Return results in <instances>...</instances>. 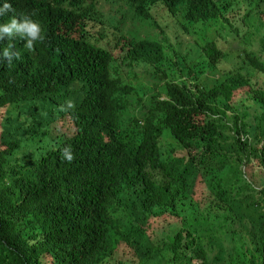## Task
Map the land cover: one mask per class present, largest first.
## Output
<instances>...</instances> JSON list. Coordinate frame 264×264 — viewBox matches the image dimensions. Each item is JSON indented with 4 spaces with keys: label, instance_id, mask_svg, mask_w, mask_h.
Listing matches in <instances>:
<instances>
[{
    "label": "trees",
    "instance_id": "obj_1",
    "mask_svg": "<svg viewBox=\"0 0 264 264\" xmlns=\"http://www.w3.org/2000/svg\"><path fill=\"white\" fill-rule=\"evenodd\" d=\"M99 1L0 0V24L45 37L0 40V264H264V183L244 170L264 173V0H114L183 30L185 54L110 32ZM242 12L262 23L239 31Z\"/></svg>",
    "mask_w": 264,
    "mask_h": 264
},
{
    "label": "rangeland",
    "instance_id": "obj_2",
    "mask_svg": "<svg viewBox=\"0 0 264 264\" xmlns=\"http://www.w3.org/2000/svg\"><path fill=\"white\" fill-rule=\"evenodd\" d=\"M122 6H123L122 2L114 1V0L113 1H99L97 3L96 11L98 13H101L108 18L109 17L114 18L111 21L106 22V24L109 27L110 32H113V33L117 32L114 26H118L122 30V32L126 35H129L130 33V36H136V35L140 36V34H142V32L146 30L145 32H149L151 34H158L159 38L161 39H163L166 36H169L167 37L169 40V46L172 47L173 50H176L178 52L180 50L183 54L188 53L192 49H195L196 47L195 41L190 36H188L183 30L179 28L173 29L171 26H169V27H166L165 34L162 36V33H159V28L155 25L152 27L145 26L144 24L146 23L144 22L140 23L136 19L135 21H131L133 19V16H132V12L130 8L124 7L123 16L119 14L117 11ZM153 15L156 19H159L165 24L166 19H160L162 14L159 13V9L155 8ZM235 17H236V21L234 22V25L237 26L239 31L241 30L242 27H245L244 22L250 25H259L262 23V21L260 20V16L258 14H253L251 16H245L242 12L241 14L236 13ZM261 18L264 21V15H262ZM144 27H146L145 30H144ZM204 29H207V31L209 32V37L211 38L212 42H215L216 37L222 34L221 27L218 26L217 23L215 22L205 23V27H202L201 30H204ZM200 34H201V31L199 32V36ZM200 39H201V36H200ZM241 40L242 39H240V42ZM221 42L224 44L227 41H221ZM220 48L223 49L222 47ZM193 56H195V54ZM230 57L234 58V55L231 54ZM245 59H247L248 61V58H245ZM253 70H255L253 67H239L235 70V72L239 71V72H243L246 74L247 71H253ZM219 76H222V74H220ZM215 77L216 76L213 75L211 79H214ZM259 79L260 77L257 79V81ZM141 80L145 81L143 77L141 78ZM247 97L248 95L246 94V92L241 93L234 99L235 101L234 104L237 106L241 104L242 105L245 104ZM1 111H3V108L0 109V121H3L1 117ZM59 133L62 134L61 132H58L57 129L54 130L55 136ZM244 170L248 172L249 179H251L256 184L261 185L260 187H262V184L264 183V173L261 171L260 167H258L257 165H254L250 168H246V169L244 168ZM203 195L204 193L201 194V196ZM173 223H175V220L173 219L160 220L155 223L153 229H159L160 231L164 233H169L170 228L173 225Z\"/></svg>",
    "mask_w": 264,
    "mask_h": 264
},
{
    "label": "clouds",
    "instance_id": "obj_3",
    "mask_svg": "<svg viewBox=\"0 0 264 264\" xmlns=\"http://www.w3.org/2000/svg\"><path fill=\"white\" fill-rule=\"evenodd\" d=\"M7 12H15L12 5L8 2L3 4V7L0 8V15H3ZM43 27L42 25L32 19L29 15H21L17 17L13 15L8 23L0 24V40H3L5 36L9 38V40L14 39L16 37L25 38L27 40L26 47L29 50L33 49L34 42H43L45 37L43 35ZM9 48H12L13 45L9 44ZM5 57H9V63L11 62V58L9 56V52L6 49L4 53ZM19 53H16V58L19 59ZM62 156L67 159L69 162L73 160V155L70 154L68 149H63Z\"/></svg>",
    "mask_w": 264,
    "mask_h": 264
},
{
    "label": "bare ground",
    "instance_id": "obj_4",
    "mask_svg": "<svg viewBox=\"0 0 264 264\" xmlns=\"http://www.w3.org/2000/svg\"><path fill=\"white\" fill-rule=\"evenodd\" d=\"M77 24V23H76Z\"/></svg>",
    "mask_w": 264,
    "mask_h": 264
}]
</instances>
